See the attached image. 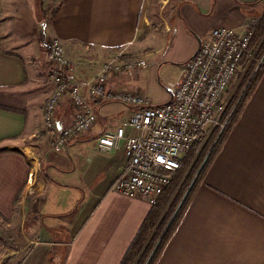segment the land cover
Segmentation results:
<instances>
[{"label": "crops", "instance_id": "0c3cea01", "mask_svg": "<svg viewBox=\"0 0 264 264\" xmlns=\"http://www.w3.org/2000/svg\"><path fill=\"white\" fill-rule=\"evenodd\" d=\"M263 15L264 0H0V214L14 217L16 197L44 164L48 183H40L39 208L50 198L47 216L64 222L47 226L40 212L32 254L43 245L47 264L48 252L58 251L62 264H120L152 208L147 198L114 188L129 157L123 148L103 152L97 142L136 106L94 103L95 126L54 150L44 108L55 84L42 41L62 39L76 61V81L94 78L107 57L128 47L178 64L181 79L213 27L239 29ZM139 73L112 75L109 88L139 91ZM74 115L66 94L58 127ZM54 230L65 233L56 240ZM156 264H264V71Z\"/></svg>", "mask_w": 264, "mask_h": 264}, {"label": "built area", "instance_id": "2783aa9c", "mask_svg": "<svg viewBox=\"0 0 264 264\" xmlns=\"http://www.w3.org/2000/svg\"><path fill=\"white\" fill-rule=\"evenodd\" d=\"M257 21L249 17L239 29L213 27L211 38L186 60L182 78L172 84L171 99L160 105L153 104L139 91L109 88L112 75L147 68L150 61L146 57L125 58V52L120 49L103 61L94 78L76 81L73 76L77 64L68 55L62 39L58 36L44 39L42 47L55 84L45 104L44 124L54 150L64 151L71 138L95 126L96 103L120 101L136 106L134 113L119 126L105 130L97 142L103 152L123 148L129 157L128 168L116 180L114 188L156 204L189 152L196 145L205 146L218 131L216 141L225 130L236 106L230 109L227 92L240 70L248 66L249 62L243 66V56L254 55L250 45ZM66 94L75 115L71 124L59 128L57 111ZM131 129L138 133L130 134Z\"/></svg>", "mask_w": 264, "mask_h": 264}, {"label": "trees", "instance_id": "16d2710c", "mask_svg": "<svg viewBox=\"0 0 264 264\" xmlns=\"http://www.w3.org/2000/svg\"><path fill=\"white\" fill-rule=\"evenodd\" d=\"M250 47L254 49V55L250 58L245 54L242 58L241 62L243 66L249 63L245 75L240 82V100L235 106L225 130L216 141L215 138L218 131L211 136L191 167L189 166L192 162L193 153L188 154L181 169L175 175L172 184L158 197L156 204L152 205L150 212L130 243L120 264H156L164 248L177 230L194 192L209 170L213 160L222 148L229 131L238 120L247 100L254 93L262 77L264 64L262 62L259 63V60L262 59L264 61V15L260 17L256 24ZM124 57L128 58L130 55L125 53ZM233 106L232 102L230 109ZM198 147L199 145H196L193 149L196 150L195 148ZM183 176L185 177L179 185ZM19 199L20 195L15 199L14 210L16 212L19 209L17 207ZM0 218L5 222L9 221L2 214H0ZM2 235L3 227L0 224V238ZM16 253L18 251L4 258L1 264H14ZM19 263L20 261L17 262V264Z\"/></svg>", "mask_w": 264, "mask_h": 264}, {"label": "rangeland", "instance_id": "374dc122", "mask_svg": "<svg viewBox=\"0 0 264 264\" xmlns=\"http://www.w3.org/2000/svg\"><path fill=\"white\" fill-rule=\"evenodd\" d=\"M136 44H138V42ZM123 51L129 55L145 57L143 55V52L136 51L130 47H128L127 49H123ZM146 57L150 61V64L147 68L144 69L145 71H134L128 76H130L129 78L133 79L135 77L133 76V74L140 72L139 78L137 77L134 79L139 80L135 81L133 86L138 87L140 89H138L139 92L153 101V103L156 105V103H162L168 98L169 93L172 92V84H175L180 80L179 77L181 74V69L178 64L169 61H162L161 58H159L160 54ZM246 70L247 68L240 70L237 78H235V80L232 81L229 86L227 97L230 98V107L232 105V102L233 105H237L240 100V82L242 81ZM234 100L236 101L234 102ZM49 140L51 143H53V140L50 137ZM203 148L204 145L202 147L200 146L198 148H195L196 150L193 149L189 152V154L191 152L193 153V157L191 159L192 162L190 163L189 167H191L192 163H195ZM45 168L46 166L44 164L37 165V169L34 173V179L30 180V183L26 186L25 192L22 194V197H20L17 203V207L19 209H17L18 211L15 212L14 217L9 219L8 222L0 220V224L3 227V235L0 238V264L4 258L11 255L12 252L15 253L16 251H18V253H16L14 264H17L18 261H20L19 264H47L44 258L46 251H44V249H40L43 245L39 246L35 251L36 253L32 254V249H34L33 241L39 238V234L41 231L40 212L42 213L43 219L47 226H51L54 220L55 222H64L60 217L50 218L49 216H47L51 210L50 208L52 205V200L50 198L47 200L45 207L39 208L43 200L42 195L44 194V189L41 192H38V190H41V187L43 185L40 183H43V181L48 183V179L45 176ZM184 177L185 176H183L179 185L182 183ZM61 232H63L62 234L65 233L63 230L58 232H56L55 230L52 231V238L57 240L58 238L55 237L61 235ZM51 247L53 248V246ZM53 256H57V258L53 260ZM62 256L63 253H61V251H58L56 253L48 252L49 264L50 261L51 264H62V262L60 261V258Z\"/></svg>", "mask_w": 264, "mask_h": 264}]
</instances>
